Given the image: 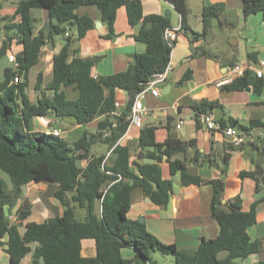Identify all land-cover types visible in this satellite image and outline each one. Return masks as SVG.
Masks as SVG:
<instances>
[{
  "label": "trees",
  "instance_id": "trees-1",
  "mask_svg": "<svg viewBox=\"0 0 264 264\" xmlns=\"http://www.w3.org/2000/svg\"><path fill=\"white\" fill-rule=\"evenodd\" d=\"M180 13L181 24L185 27L187 14L186 0H168ZM94 6L100 12L109 29H112L116 11L125 6L128 21L139 25L135 38L146 45V51L136 53L128 68L119 73L94 78L91 67L100 56L72 58L73 37L65 36V44L52 61V79L46 89L52 96L29 102L23 94L29 70L38 63L41 47L48 35H34V19L31 10L43 8L51 21L49 36L64 34L65 25L75 26L76 36L82 37L93 26V20L80 15L81 7ZM245 16L261 13L264 19V0H242ZM217 7H206L203 12L204 29L207 18L217 15ZM14 15L20 22L16 29L17 41L22 50L16 54L17 69L4 68L0 82V169L7 173L12 182V190L0 188V237L6 235L7 241L0 240V246L8 245L4 250L8 254V264H20L22 258L32 251L30 264H146L151 262V253L159 251L172 255L175 264H237L247 256L261 251L263 241L251 240L247 228L256 221V204L252 203L248 211H241V200L235 197L222 202L224 182L212 179L211 212L219 224V233L214 239L202 241L197 250L190 255L180 252L174 244H165L152 235L139 220H130L126 214L130 207L132 192L140 188L144 195L154 203L165 205L170 197L172 181L161 177L158 162L164 155L170 159L175 152L184 150L185 143L171 136L164 142L156 143L155 127L141 130L138 157L154 162L137 163L130 161L126 146L117 143L127 126V115L135 94L141 91L146 82L156 73L162 72L170 59L171 47L163 39L165 28L170 26L168 18L157 14H144L140 0H17ZM54 20V22H52ZM5 44L0 46V54ZM250 71L236 78L227 89H241L253 84L257 92L261 90V78H250ZM21 80L13 82L14 77ZM19 79V78H18ZM41 74L37 75V84ZM73 85L78 91L75 99L65 96L63 87ZM116 89H124L129 94V105L117 117V125L103 137V130L111 124L109 114L114 111ZM213 103L201 101L193 103L196 116L209 111ZM53 110L59 116L73 117L78 124L88 123L100 115H105L97 124V132L84 133L72 145L49 132H31L29 118L44 115ZM234 125V121L230 122ZM224 124V122H222ZM95 142L107 143L113 155L109 161L105 154L89 156L90 147ZM193 143L192 141L190 144ZM264 149V147H263ZM86 159L85 166L78 162ZM171 175L181 173L183 184L204 182L198 176L186 171L185 163L179 159L169 160ZM133 165L137 173L133 170ZM259 169L243 172L259 183ZM30 181H48L57 184L54 196L63 206L60 216L44 222H28L24 230L19 224L10 223L5 208L21 194L22 186ZM83 209L84 217L76 216V209ZM30 214L29 204L25 200L16 211L22 221ZM92 239L96 255H81V241ZM37 245L32 249L31 244ZM123 247L136 251L137 259L122 257ZM221 249H229L224 259H217ZM257 264H264V259Z\"/></svg>",
  "mask_w": 264,
  "mask_h": 264
},
{
  "label": "crops",
  "instance_id": "crops-1",
  "mask_svg": "<svg viewBox=\"0 0 264 264\" xmlns=\"http://www.w3.org/2000/svg\"><path fill=\"white\" fill-rule=\"evenodd\" d=\"M140 2L144 14L164 16L168 18L170 26L181 23L180 13L167 0ZM16 3L17 0H0V46L5 44V50L0 54V82L4 68L11 65L7 54H17L22 50L13 27L20 22L19 15H14ZM206 3L205 0H186L185 27L181 24L170 53L172 67L165 80L159 83V94L152 96L148 93L143 99L142 128L131 127L119 142L128 148L130 161L140 164L154 162L137 155L141 130L146 127H155L156 143L164 142L169 136L185 143L184 150L175 152L170 159L164 155L158 162L161 177L172 181L169 200L165 205L156 204L140 188H136L132 192L126 216L130 220L142 217L146 229L158 240L174 244L184 254H193L202 241L214 239L219 233V224L211 212L213 189L207 182L219 178L224 182L223 203L239 197L243 210L248 211L252 203L257 202L256 221L246 231L251 240H262L263 248L237 261V264H257L264 259V186L260 182L258 189L255 179L241 173L259 169V176H264V76L259 92L252 83L234 90L227 89L226 85L216 86L215 82L234 63L259 65L264 60V19L261 13L245 16L242 0H206ZM206 7H217L219 13L207 18V29H204L203 12ZM165 10H169L168 16ZM78 13L89 16L93 26L82 37H77L75 26L65 25V30L68 29L73 37L69 60L100 56L91 67L92 76L123 72L134 54L146 51L145 43L135 38L139 25L129 23L125 6L117 9L111 30L96 7H81ZM31 16L34 19V35L40 32L48 35L40 49L38 63L29 70L22 89L26 99L36 103L53 94L45 86L52 79L53 57L65 44L66 37L64 34L49 36L51 21L45 9L34 8ZM97 21L101 22L98 26L95 25ZM39 73L41 80L36 86ZM249 75L252 80L255 79L252 72ZM62 89L68 99H75L78 95L73 85ZM129 98L126 90L116 89L115 100L120 102L121 108L117 115L113 112L109 114L111 123L117 125V117L129 105ZM204 100L214 104L209 111L217 121L224 122L223 125H231L230 122L234 121L232 126L244 134L242 144L232 145L222 131L209 130L198 122L197 111L192 104ZM103 118L105 115H100L88 123L78 124L74 118L69 120L67 116H59L53 110H48L44 115L30 117L27 129L31 132H48L59 128L60 138L72 145L84 133H96L97 124ZM177 124H180L179 128ZM85 126H92V129H84ZM109 128L110 125L103 130V135L106 131L110 132ZM191 141L193 143L190 144ZM110 150L107 143L95 142L90 147L89 156L105 154L110 161L113 156ZM173 159L182 160L186 171L204 182L183 184L179 171L171 175L169 160ZM86 163V159L78 162L80 166ZM132 168L137 173L134 165ZM1 185L8 192L13 187L9 175L0 169V188ZM56 189L57 184L52 182H28L22 186L21 194L13 203L6 206V217L10 223L19 224V229L23 231L28 222L41 223L62 215L64 208L54 196ZM25 200L29 204L30 214L20 221L16 211ZM84 215L83 209H76L78 218L82 219ZM0 240L6 242L7 236L0 237ZM36 245L32 243L31 248ZM5 247L0 246V264H8ZM80 253L84 257L95 256L94 241L83 239ZM121 255L126 259L142 261L136 258V251L131 247H123ZM31 259L32 251L22 258L20 264H30ZM150 264H175V260L167 254L153 251Z\"/></svg>",
  "mask_w": 264,
  "mask_h": 264
},
{
  "label": "built area",
  "instance_id": "built-area-1",
  "mask_svg": "<svg viewBox=\"0 0 264 264\" xmlns=\"http://www.w3.org/2000/svg\"><path fill=\"white\" fill-rule=\"evenodd\" d=\"M168 1V0H167ZM169 2V1H168ZM170 3V2H169ZM171 4V3H170ZM181 29V23L177 26H169L165 28L163 33V39L165 42L171 47L176 39L178 31ZM65 36H69L70 32L68 29L64 32ZM171 53V52H170ZM8 61L10 62V67L13 70L17 69V60L16 54L9 52L7 54ZM171 64L168 62L165 69L162 72H158L154 74L145 84L144 88L137 92L132 100L129 113L127 115V126L122 134V136L118 139L117 143L128 134L131 127L142 128L143 124V116H144V107H143V99L145 98L146 94H150L152 96H157L160 92L159 83L165 80L167 72L171 69ZM247 71L252 72L256 77L262 78L264 76V60L259 64L255 65L253 63L244 64L241 62H237L232 64L227 68L226 73L216 80V86H224L230 84L236 78L242 77ZM19 78V79H18ZM96 78V76L94 77ZM21 80L20 76L17 75L14 77L13 82L17 83ZM115 109L113 114H118L120 112L121 104L117 100L114 101ZM198 122H200L203 126H205L209 130H220L223 134L228 138L229 142L232 145H240L244 142V134L236 129L232 125H223L221 122L217 121L215 115L210 112H203L198 115ZM115 122L110 124V128L115 127ZM177 128L180 127V124H177ZM49 133L53 134L54 136L60 137L61 132L59 128H53L48 131ZM109 135V131L104 133V137ZM112 151V148L111 150ZM146 264H150L147 262Z\"/></svg>",
  "mask_w": 264,
  "mask_h": 264
},
{
  "label": "water",
  "instance_id": "water-1",
  "mask_svg": "<svg viewBox=\"0 0 264 264\" xmlns=\"http://www.w3.org/2000/svg\"><path fill=\"white\" fill-rule=\"evenodd\" d=\"M205 4H207V3H206V0H205ZM168 11H169V10H165V15H166V16H168ZM100 24H101V22H100V21H97L95 25L98 26V25H100ZM240 210H241V211H244L243 208H242V206H241ZM139 221L142 222V221H143V218H142V217H139ZM6 247H8V245H6ZM229 253H230V250H229V249H221V250H219V251L217 252V254H216V258L219 259V260H220V259H224V258H226V257L228 256ZM239 264H241V262H239Z\"/></svg>",
  "mask_w": 264,
  "mask_h": 264
},
{
  "label": "rangeland",
  "instance_id": "rangeland-1",
  "mask_svg": "<svg viewBox=\"0 0 264 264\" xmlns=\"http://www.w3.org/2000/svg\"><path fill=\"white\" fill-rule=\"evenodd\" d=\"M67 118L69 119V120H73V118H71V117H69V116H67ZM84 129H92V126L91 127H87V126H85V128ZM94 129V128H93ZM84 211V210H83ZM157 252H159V251H157ZM160 254H162L161 252H159ZM173 260H174V257L172 256V255H169Z\"/></svg>",
  "mask_w": 264,
  "mask_h": 264
}]
</instances>
